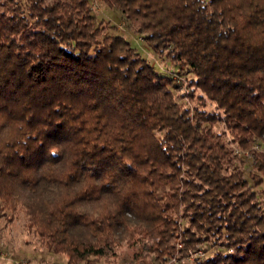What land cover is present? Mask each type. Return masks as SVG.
<instances>
[{"label": "trees", "instance_id": "16d2710c", "mask_svg": "<svg viewBox=\"0 0 264 264\" xmlns=\"http://www.w3.org/2000/svg\"><path fill=\"white\" fill-rule=\"evenodd\" d=\"M98 1L189 67L190 89L102 34L90 0H0V215L23 213L67 264L113 261L122 241L147 264L199 244L216 246L205 264H264L242 154L260 184L264 0Z\"/></svg>", "mask_w": 264, "mask_h": 264}, {"label": "rangeland", "instance_id": "374dc122", "mask_svg": "<svg viewBox=\"0 0 264 264\" xmlns=\"http://www.w3.org/2000/svg\"><path fill=\"white\" fill-rule=\"evenodd\" d=\"M90 12L94 17L95 23L100 25L102 34L118 33L124 35L130 43L144 56L147 61L161 75L170 74L174 77L173 83L178 84V91L187 93L190 89L187 80L193 76L191 69L187 66L178 68L177 65L171 63L167 59L161 58L160 55L153 52L146 44L144 37L135 32L128 21L120 15L116 10L107 7L103 2L98 0H90ZM100 19L104 22L99 23ZM258 145L254 146L257 147ZM258 148V147H257ZM241 154V153H240ZM244 155L245 173L249 186L261 197L264 196V179L255 185L249 175L252 170V158L250 153ZM25 218L23 213L17 214L10 220H6L5 216L0 215V261L5 264H67L64 253L55 250L53 246L46 244L37 234L27 231L25 226ZM181 241V245L177 244ZM172 243L175 250L183 245L180 236H173ZM137 244H130L125 241L120 242L115 248V256L113 261L101 257L99 264H147L149 257L138 256L134 258L133 254L137 249ZM216 247V246H215ZM215 247H204L199 244L196 248L188 251L183 259L177 257V251L173 255L167 256L163 260L153 261L152 264H205L203 261L206 256H212L216 251ZM203 251L201 253L196 251ZM226 251H231L228 248ZM199 259H195V258ZM109 259V258H108Z\"/></svg>", "mask_w": 264, "mask_h": 264}, {"label": "built area", "instance_id": "2783aa9c", "mask_svg": "<svg viewBox=\"0 0 264 264\" xmlns=\"http://www.w3.org/2000/svg\"><path fill=\"white\" fill-rule=\"evenodd\" d=\"M254 146H256V145H254ZM243 152H244L245 154H248V151H247V150H245V151H243ZM177 244L181 245V241L179 240V241L177 242ZM196 252L201 253V254H200V256H201L203 251L198 250V251H196Z\"/></svg>", "mask_w": 264, "mask_h": 264}]
</instances>
